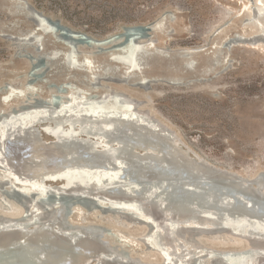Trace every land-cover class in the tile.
<instances>
[{
  "label": "rangeland",
  "instance_id": "obj_1",
  "mask_svg": "<svg viewBox=\"0 0 264 264\" xmlns=\"http://www.w3.org/2000/svg\"><path fill=\"white\" fill-rule=\"evenodd\" d=\"M17 1L21 4L0 0V118L13 114L14 109L19 111V107L32 110L41 103L47 102L44 106L48 107L63 103L73 93L92 97L115 90L140 103L142 111L172 128L197 154L249 179L260 172L264 177V42L227 48L232 39L243 37L249 42L250 37L257 36L254 24L247 23L256 10L255 0ZM26 4L34 7L51 29V33L38 32L40 43L26 40L35 29ZM155 22L161 24L160 28L155 25L150 34L123 28ZM79 32L102 43L77 44L73 41H84L77 39ZM67 35L77 37L69 39ZM14 37L24 40L15 41ZM132 39L133 45H145L154 39L157 48L146 49L141 73L124 78L125 66L114 64L111 55L118 49H129ZM69 50L77 54L79 64L88 58L94 68L100 69L101 76L94 81L96 89L82 84V77H74L82 76L83 71L62 69L60 57L51 62L53 53L66 54ZM105 70H109L107 75ZM144 77L151 82L139 86ZM68 83L72 87H67ZM19 93L24 94L5 102ZM1 169L0 164V175ZM1 179L0 218L14 217L39 203L43 219L58 218L66 227L103 226L130 240V246H121L102 230L110 248L113 246L112 250L124 257L128 256L121 252L142 261L157 257L135 241L146 229L111 214L104 215L85 198L64 196L53 202L51 197H45L31 202L32 194L21 198L6 178ZM185 235L188 241L189 234ZM200 241L212 248L246 247L244 241L229 235L202 237Z\"/></svg>",
  "mask_w": 264,
  "mask_h": 264
},
{
  "label": "bare ground",
  "instance_id": "obj_2",
  "mask_svg": "<svg viewBox=\"0 0 264 264\" xmlns=\"http://www.w3.org/2000/svg\"><path fill=\"white\" fill-rule=\"evenodd\" d=\"M254 4L257 5L254 15L247 20L257 30V36L247 42L251 45L264 42V0H255ZM248 8L245 4L247 12ZM38 26L43 27L41 32L51 33L41 17ZM75 37L67 35L69 39ZM152 46L157 48L154 39L145 45L140 42L133 45L132 39L129 49L112 53V60L114 64L125 61L128 70L140 65L144 52ZM70 53L69 50L66 55ZM82 61L93 69L88 58ZM91 73L96 74L93 70ZM82 94L73 93L54 106H44L48 105L46 102L32 110L19 107V111L14 109L13 114L0 118V181L10 175L21 187L17 184L21 198L34 189L31 202L45 197L57 202L64 195L100 197L101 201L108 200L138 214L154 227L151 230L143 227L145 232L135 241L140 243V239L147 238L156 248L153 251L157 257L142 261L133 255L124 257L110 245L101 247L98 242L104 241L97 232L91 234L95 229L90 224L63 228L64 221L58 218H41L37 203L14 217L0 218V264H224L223 259L229 264H264L262 244L252 245L242 239L246 247L241 249L212 248L191 245L185 235L190 233L191 226L205 229L227 226L264 239L261 172L249 179L209 161L185 146L172 128L142 111L132 98L122 97L124 93L95 97ZM16 97L20 95H11L5 102ZM93 173L98 175L94 177ZM72 177H79L83 184H73ZM202 196L216 204L202 208L198 202ZM225 200L244 210L238 215H218L221 209L217 203ZM251 204L261 210V217L251 218L252 211L244 208ZM113 216L122 218L120 214ZM181 230L182 235L178 234ZM121 239L118 242L121 246L132 243ZM21 245L34 249V255L8 258L15 246Z\"/></svg>",
  "mask_w": 264,
  "mask_h": 264
},
{
  "label": "water",
  "instance_id": "obj_3",
  "mask_svg": "<svg viewBox=\"0 0 264 264\" xmlns=\"http://www.w3.org/2000/svg\"><path fill=\"white\" fill-rule=\"evenodd\" d=\"M26 8H28V10L30 11V20L35 25L34 32L31 35H29V37L26 40L31 41V42L36 41L37 43H40V39L41 38L37 34H38V32L42 31L43 27L38 26V24H39L38 14L36 12V9L34 7H32L31 5L26 4ZM169 14L173 17L172 13H169ZM165 17H166V14L164 15V18ZM160 25L161 24L159 23L158 24L159 28H160ZM154 27H155V23H151V24H148V25H139V26L132 27V28L124 26L123 28L125 30L135 29V30H137V31H139V32H141L143 34H145V33L150 34V32L153 30ZM67 33H71V31L70 32H66V34ZM35 35H37V36H35ZM77 36H79V38H81L80 40H84L82 42L73 41V42H75L77 44H88L90 46H94L95 43L96 44L102 43V41L97 40V39H95V38H93L91 36H88V35H86V34H84L82 32L77 33ZM14 40L15 41H22L24 39H21L19 37H14ZM239 43L247 44V40L245 38H243V37L232 39L227 44V48L230 49L233 45H237ZM145 54H146V51L144 52V57H145ZM59 57L61 58V61H62V63H61L62 64V69H65L68 72H71V71H83L84 74L82 76L78 77V76L75 75L74 77L77 78V79L82 77L84 79V80L80 79V82H82V84L90 87V89H96V87L94 85L95 84L94 81L99 80V78L101 76L100 69L94 68V67H92L93 69H91L90 67L88 68V65H89L88 62H84L82 64H79L77 62V60H76L77 59V54L74 51H72L68 55H66L65 53H63L61 51L53 53V55L51 57V62H55L56 59L59 58ZM144 57L140 61V65L132 66L131 68L126 70L124 78H126L127 76H132L135 73H139V72L141 73V69L144 66V64H143ZM117 62L119 64L123 65V66H125L124 64H126L125 61H123V62L122 61H117ZM109 63H111V62H109ZM84 66H87V67H84ZM92 70L96 71L97 73L96 74L91 73ZM103 72L107 75L109 70H105ZM149 82H151V80H149V79H146L145 81L142 80L139 83V86H142V85H144L146 83H149ZM66 86L67 87H72V84L68 83ZM110 92H115V90H111ZM23 94L24 93H19L20 96H23ZM91 96L95 97V96H99V95L98 94H94V95H91ZM135 103H136V105L138 107L140 106V103H138V102H135ZM97 175H98V173H93L94 177H96ZM4 178H6V181L9 182L16 191H18V187H17L18 182H14L13 183L7 177H4ZM71 182L73 184H76V185L77 184L78 185L83 184V183H81V179L79 177H72ZM145 189L146 188L144 187L143 190H145ZM26 192H30L32 195H35L34 189L28 190ZM62 194H66V193H62ZM82 198L88 199V200H90V202L92 201V203L94 202L93 205H96L98 209L103 211L104 215L105 214H113V215L120 214L121 217H122L121 218L122 221H126V222H128L130 224L139 225V226H142V227H148L150 230L153 229V227H154L153 223H148L149 221L144 220L138 214H133L132 212L127 211L124 208L114 206L108 200L101 201L100 197L97 198V197H91V196L82 197ZM188 198L191 199V196H188ZM190 199H189V201H190ZM198 202L200 203L202 208H208V207L212 206V204H214V205L216 204L214 202H211L210 199H207L204 196L199 198ZM217 206L219 207V209H221V212H219L218 215H223V214L224 215H230V214L238 215V214L242 213V210H244L243 208L242 209L240 208L238 210V208H236L235 203H233V202H231L229 200H225L223 202L217 203ZM244 208L245 209H250L252 211V213L254 214V216L251 217L252 219H254L256 216L257 217L258 216L261 217L262 212H261L260 209H258V207L255 204L254 205H252V204L248 205V207H244ZM241 217L239 219H244V218H241ZM62 227L65 228L66 225L63 223ZM94 227H95L94 228L95 231L94 230L91 231V234H95L96 231L98 232V234L100 235L102 241H104V242H100V241L98 242L101 247H105L106 245H111L110 241L106 240L104 235L101 234L102 230L108 231L109 235H111L114 238V240H116L117 242H120L122 240L121 237H119L118 235L113 233V231L108 229V228H105L103 226H98V225H94ZM183 232L181 230V231H179L178 234L182 235V234H184ZM189 232H190L189 235H187L188 241H190L191 243H196V244H200V245H205V244H203L200 241V239L202 237H215L216 238V237L224 236V235H229V236H232L234 238H238L239 240L245 239V241H247V243H251L252 245L255 244V243H259V244L264 245V239H259L257 237H251V236H248V235H244L242 233H238L233 228L227 227V226L221 227V228H209V229L191 227ZM139 241H140V243L145 245L147 250H149V251L156 250V248L154 246H152V244L149 242V240L147 238L140 239ZM124 245L130 246L128 243L124 244ZM15 248H16V250L12 251V253L11 252H9V253L7 252L6 253V254H10V253L12 254L8 258H10V257L16 258L18 256L20 257V256H25V255H34V249L28 247L27 245H21V247L15 246ZM122 253L124 255H126V256L130 255L128 252H122ZM0 255H1V253H0ZM210 257H212V256H210ZM223 263L224 264H229L225 259H223ZM231 264H239V262H233Z\"/></svg>",
  "mask_w": 264,
  "mask_h": 264
}]
</instances>
